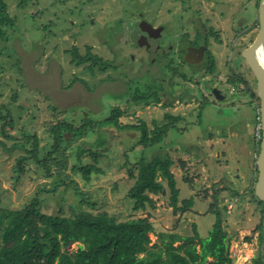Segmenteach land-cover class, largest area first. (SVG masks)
Listing matches in <instances>:
<instances>
[{"label":"rangeland","instance_id":"rangeland-1","mask_svg":"<svg viewBox=\"0 0 264 264\" xmlns=\"http://www.w3.org/2000/svg\"><path fill=\"white\" fill-rule=\"evenodd\" d=\"M5 1L7 12L17 22L8 39L0 40V110L2 114L10 110L6 119H0L1 206L20 208L37 195L41 210L48 214L61 209L70 216L89 209L106 210L117 220L148 215L153 225L150 244L158 241L161 232L191 235L194 222L203 241L197 245L200 253L209 240L214 215L208 210L216 195L223 208L232 264H255L257 256L264 257V239L259 238L257 228L259 206L246 192L254 176L258 101L249 96V89L256 92L255 79L239 55L257 31L254 0H27L21 6L19 0ZM139 13L155 26L172 29L176 41L171 40V65L179 61L176 48L181 36L204 33L215 72L201 74L208 64L205 55L199 63L177 67L176 74L184 72L187 80L169 76L168 69L173 68L166 58L155 55L153 47L147 52L135 43ZM73 47L79 55L89 47L108 66L100 70L95 65L89 71L84 68L89 61L75 65L69 53ZM235 78L246 81L248 88L243 83L230 84ZM148 86L161 89L160 102L145 105L133 101L134 90L143 92ZM212 88L225 97L216 98ZM113 107L122 111L120 124L144 121L149 129L154 122L165 121L166 112L180 118L160 144L145 148L137 144L138 130L99 124ZM86 117L94 121V130L87 128L79 135L63 131L67 143L54 151L50 127L60 121L78 127ZM10 119L12 126L6 125L2 131L3 123ZM102 129L108 130L107 144L94 161L88 148ZM25 135L36 136L40 158L48 150L53 153L48 160L49 175L29 159L25 171L15 178L12 167L19 155L27 153L13 144L26 141ZM81 148L83 151L76 152ZM157 153L172 157L170 170L178 198L191 197V208L173 213L162 181L164 192L149 194L155 208L132 212L125 194L134 179L127 168L136 169L133 165L140 157L148 159ZM180 160L185 162L184 168ZM78 163L95 164L100 172L91 173L86 181L80 172L71 170ZM83 194L92 206L79 201ZM78 248L83 244L77 241L64 247ZM210 260L205 257L196 263Z\"/></svg>","mask_w":264,"mask_h":264},{"label":"trees","instance_id":"trees-1","mask_svg":"<svg viewBox=\"0 0 264 264\" xmlns=\"http://www.w3.org/2000/svg\"><path fill=\"white\" fill-rule=\"evenodd\" d=\"M19 1V6H21L27 0ZM258 1L254 0L253 2L255 8ZM16 22V17L10 16L7 12V2L0 0V40L8 39V33L15 27ZM200 33L196 31L194 38L198 39ZM184 37L186 40H190L187 33ZM69 53L72 56L71 62L75 65H81L89 61V64L84 66L89 71H93L95 65H98L100 70H104L108 66V64L101 62L100 57L92 54L89 47L84 55L77 54L74 47ZM207 57L209 59V54ZM211 62L207 65L206 72L213 71ZM168 70L169 76L177 75L179 79L187 80L182 71H179V74H172L177 73V67L173 68V71ZM229 82L234 85L243 83L246 89L248 88L247 82L242 78L230 79ZM160 90L157 86H148L147 90L143 92L136 88L132 99L145 105L157 104L160 102ZM240 90L246 91L244 89ZM248 92L252 100L258 101L254 90L249 89ZM202 96L205 98L204 95ZM204 100L201 102H204ZM50 108L56 109L53 106ZM256 109L258 110V103ZM121 113L122 111L113 107L109 115L99 124L110 123L116 129L138 130L140 136L137 144L145 148L160 144L168 130L177 125L180 118L178 115L166 112L163 116L165 121L161 123L154 122L152 128L149 129L144 121L139 124H120L118 117ZM9 115L10 110H6L5 114H2L0 110V119L4 120ZM256 117L258 124V112ZM93 122L92 119L86 117L78 127H74L70 122L63 121L52 125L50 134L53 138L52 147L54 151H57L59 146L61 147L67 143L63 131H67L72 135H79L84 133L87 128L94 130L92 128ZM6 125L12 126V119L3 123L2 131ZM107 133L108 130H98L96 139L89 144L88 151L94 161H97L100 156V149L107 144L105 138ZM24 137L27 143H30L29 148L25 147L26 141L21 142V144H13V146L23 147L27 153V155H19L12 167L15 178H18L25 171V162L29 159L34 160L40 168L44 169L45 174L49 175L50 165L48 160L50 161L53 158V153L48 150L40 158L36 136L29 137L25 135ZM259 141L260 139H256L253 143L255 154L258 153ZM0 144L3 143L0 142ZM78 151H83V149L81 148L76 152ZM56 156L58 155L56 154ZM64 156L65 153L60 154L61 158ZM184 163L183 160H180L182 168H184ZM172 164L173 159L168 153L164 155L157 153L148 159L144 156L140 157L133 165V168L136 169L127 168L129 177L134 179L125 194L131 201L132 212L144 211L147 207L155 208V201L149 194L163 193L165 186L169 193L168 203L173 213L191 208L193 204L191 197L181 200L178 198L179 190L170 170ZM71 170L80 172L86 181L90 179L91 173L100 172L95 164L78 163L77 166H72ZM133 170H135V173ZM253 171L254 176L250 179L246 192L252 201H255L259 206L261 222L257 228L260 229L259 238L264 239V206L254 195L257 172L255 168ZM162 181L165 182V186ZM71 189L73 193L75 192L74 194L80 196L75 187ZM243 197H240V199H243ZM79 201L90 206L93 205V202L89 201L84 194ZM40 206L41 199L37 195H34L22 207L15 209L1 206L0 200V264H197L196 262L205 259V257L212 259L206 264H232V258L229 256L228 251L226 223L222 215L223 208H220L217 204L216 195H212L208 210L214 215L209 240L204 243L200 253H198L197 245L203 241L199 237L194 222L192 223L191 235L181 236L176 232H161L158 235V241L150 244L149 234L153 231V225L148 215H132L124 220H117L114 215L109 214L106 210L92 212L89 209H80L77 213L65 216L61 213V209L55 214H48L43 212ZM245 239L248 240L249 237ZM73 241L82 243L83 248L64 249ZM139 254H142V256L140 257ZM253 261L255 264H263L264 257L260 254Z\"/></svg>","mask_w":264,"mask_h":264},{"label":"water","instance_id":"water-1","mask_svg":"<svg viewBox=\"0 0 264 264\" xmlns=\"http://www.w3.org/2000/svg\"><path fill=\"white\" fill-rule=\"evenodd\" d=\"M257 31L252 41L244 47L240 55L243 58L246 66L250 69L256 87V97L258 99V119L261 130V137L259 141V149L256 154L255 169L257 172L256 180L254 183V195L260 200L264 206V66L260 64L257 57L258 48L264 49V0H259L257 5ZM142 31L151 34L153 30L157 31L161 28H153L148 22L142 20L139 23ZM143 36L139 37L138 44L142 45L141 40ZM212 93L216 98H223L224 96L217 88H212Z\"/></svg>","mask_w":264,"mask_h":264},{"label":"flooded vegetation","instance_id":"flooded-vegetation-1","mask_svg":"<svg viewBox=\"0 0 264 264\" xmlns=\"http://www.w3.org/2000/svg\"><path fill=\"white\" fill-rule=\"evenodd\" d=\"M142 20H145L146 22H148L155 29H157V28H161V29L157 30V31L153 30V31H151L152 32L151 34H148L147 32L142 31L139 27V23ZM162 25L159 24V25L155 26L153 23L150 22V20H147L146 18H144L141 15V13H139V19L136 22V27H137V30L139 31L138 32V38L135 41L136 45L143 47L145 49V51H147V52L149 50H151V48L153 47L152 48L153 53L157 56L159 55L160 58H166L168 65L171 66L172 68H175V67L182 68V66H186L187 64L199 63L204 59L205 55L207 56L209 54L210 49L208 48L206 37L204 38V35H205L204 33H200V37L198 39L194 38L195 34L193 35V37L190 38V40H188V39L186 40L184 36H181L179 39L177 38L178 39L177 40L178 41V44H177L178 47L176 48L177 49L176 56H179V61L176 64L171 65V62L173 61L172 60V53L174 51L173 44L171 42V40H173L172 39L173 37L171 34L172 29L169 26H165V25H163V28H162ZM164 26L166 27V30L164 29ZM164 30H165V35H161L162 31H164ZM141 36H143V38L141 40L142 45H139L137 42L139 40V37H141ZM169 37H171V38H169ZM173 41H176V40H173ZM212 56H213V54H212ZM213 58H214V56H213ZM240 58H242L241 55H240ZM210 59L214 63L213 59L210 57V54H209V59L207 60L206 63L209 64ZM242 60H243V58H242ZM229 61H232V59H229ZM184 63H186V64H184ZM213 68H214L213 72H215V69H216L215 66ZM206 69H207V67H205V69H203V72L201 74L206 72ZM172 74H176V73H172ZM209 89L211 90L210 87H209ZM222 95L225 96V94H223V93H222Z\"/></svg>","mask_w":264,"mask_h":264},{"label":"bare ground","instance_id":"bare-ground-1","mask_svg":"<svg viewBox=\"0 0 264 264\" xmlns=\"http://www.w3.org/2000/svg\"><path fill=\"white\" fill-rule=\"evenodd\" d=\"M257 57H258V61L260 62V64L262 66H264V49L262 47L261 48H258V50H257ZM257 125H258V129H259L260 137H261L260 125H259V123Z\"/></svg>","mask_w":264,"mask_h":264},{"label":"built area","instance_id":"built-area-1","mask_svg":"<svg viewBox=\"0 0 264 264\" xmlns=\"http://www.w3.org/2000/svg\"><path fill=\"white\" fill-rule=\"evenodd\" d=\"M255 137H256V139H259L260 138V133H259L258 125L256 127Z\"/></svg>","mask_w":264,"mask_h":264},{"label":"crops","instance_id":"crops-1","mask_svg":"<svg viewBox=\"0 0 264 264\" xmlns=\"http://www.w3.org/2000/svg\"><path fill=\"white\" fill-rule=\"evenodd\" d=\"M221 94H222V93H221ZM253 170H254V168H253ZM236 178H239V177L236 176ZM250 179H251V178H250ZM250 179H249V181H250ZM238 180H239V179H238ZM232 260H233V259H232ZM232 262H233V261H232Z\"/></svg>","mask_w":264,"mask_h":264}]
</instances>
